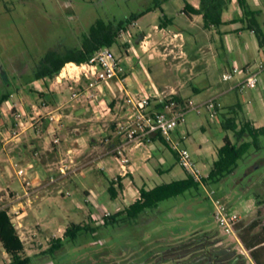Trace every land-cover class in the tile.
Here are the masks:
<instances>
[{
	"label": "crops",
	"instance_id": "0c3cea01",
	"mask_svg": "<svg viewBox=\"0 0 264 264\" xmlns=\"http://www.w3.org/2000/svg\"><path fill=\"white\" fill-rule=\"evenodd\" d=\"M187 1L195 8L199 7L200 0ZM247 2L250 8L256 12L252 17L254 18L253 23L250 22L251 17L243 16V11L237 0H230L223 8L221 12L223 24L220 27L205 29L203 16L201 14L187 15L183 12L184 4L180 9L183 16L181 25L175 23L174 18L167 14H165L166 18L172 19V22L167 21L168 24L163 27L160 25L161 16L157 17V22H153L151 25L147 23L145 26L149 27L148 30L145 31L142 27L139 29L141 38L138 45L136 47L131 45L126 49L125 55L120 57L126 67L123 73L126 78L123 82L118 83L122 89L115 79L104 83L98 91L99 100L91 102L87 99L86 103L73 100L70 90L65 87L53 86V81L49 77L30 81L28 84L35 85L39 92L26 95L30 100L25 98V102H22L24 116L27 114L30 116L34 112L35 114L29 117V119H34L46 111L51 114L54 120L49 121V127L44 134L40 133L39 129H35L39 127L36 124L37 121L31 123L32 126L36 124L34 128L31 125L26 126L25 134H22L23 130L20 129V133L26 139L29 137L32 139L28 149L32 146L35 149L38 147L36 152L31 154L28 151L9 155L8 163L1 166L3 174L6 175L7 169L14 163L19 168L25 169V175H19L17 169V181L14 183V180L10 179L5 185L16 194L13 200H9L0 207L7 206L6 209L16 228L23 227L24 230V228H28L27 224L33 225L35 222L41 225L45 224L44 231H49L50 228L57 225V228H52V230L56 231L57 229L59 232L65 231L69 223L87 222L89 218L95 220V217L100 216L105 208H113L115 210L112 213L117 212L122 208V205L131 204L139 196L140 187L152 188L148 182L153 175V169L158 173L169 172L173 180L186 177L187 171L179 164L176 153L163 137L156 136L150 141L145 140L143 144L137 145L133 140H126L124 134L119 130L111 136L112 134L107 128L108 119L116 121L111 123L115 127H119L123 123L119 119L116 120L120 110L114 112L112 104L118 103L119 98H123L126 91L156 95L174 94L181 100L198 102L197 105L186 111L174 139L179 140L181 145L192 151L196 161L195 166L203 176L208 175L213 162L217 159V149L223 144L224 136L235 141L234 133L223 128L224 119L235 117L237 123L249 121L255 127L264 126V70H259L264 45H260L254 31V28H257L264 34V0H247ZM140 19L134 23L137 24ZM193 27H199V34L191 35L189 33L188 35L187 32ZM166 35V40H162ZM192 42L197 46L195 55H190ZM155 61H165L166 65L171 61L176 71H180L184 75L181 76V80L175 82L168 78L166 81L160 82L153 75ZM212 64L216 65L221 76L233 65L241 68L242 72H236L230 80L222 78L227 83L218 88L213 87V83L208 81H200L190 87L189 82L203 71H208ZM258 72L260 77L256 88H249L243 84L249 75ZM79 75L76 74V81H80L81 76ZM83 79L88 81L86 77ZM76 84L78 83L76 82ZM187 89H190L191 94H182ZM204 91L208 92L207 96L201 98L200 95ZM38 95L46 101H51L52 104L42 106L33 103ZM209 100L214 101L217 105V114L214 117L210 116L209 110L203 106L204 102ZM152 104L155 108L159 107L157 102ZM65 107H68L69 111H64L67 109ZM3 117L0 118V139L4 140V144L20 140L21 134L12 135L10 127L5 126V123L17 125L14 114L7 113ZM81 122H85L89 129L79 133L77 129ZM24 124L25 120H23ZM46 132L51 135H45ZM52 133L58 134L61 139L60 144L52 142ZM183 133H186V137L181 139L180 135L182 136ZM37 137L44 138L41 149H39L40 143H33L34 139H38ZM118 147L124 148V152L130 159L127 164L129 172L124 176H120ZM52 151L54 155L50 156H54L53 158H44L45 154ZM110 151L114 153L110 154ZM168 153L172 154L174 162L169 161ZM241 163L242 161L239 165ZM73 171L74 173L70 174ZM236 173L235 170L228 176L229 178L225 179L228 181V187L226 191L223 189V194L241 211L242 218L239 224L246 226L254 220L260 222L254 229V233L258 232L264 240V230H262L264 216L261 215L259 208L261 202L258 198L260 190L257 193L250 190L251 184H248L247 178L252 175L251 170L242 176H235ZM54 175H56V179L61 178L57 194H46L41 197L36 194V198L33 197L36 190L39 191L42 186H45L48 177ZM116 175L121 177L123 188L118 190L116 198L110 199L107 194L108 188ZM233 176L235 178L230 179ZM78 181H81L82 187L77 184ZM64 186L69 190L65 192ZM262 192L264 191L261 190ZM59 195L72 197L77 204V209L81 211L83 219L75 221L69 216L67 219L65 217L56 219L55 217L51 223L49 220L51 213L41 204L45 199L57 198ZM129 199L131 201L127 203ZM246 215H250L249 220H244L243 216ZM51 224L52 226H50ZM53 235L54 238L62 237V234ZM19 236L24 243L21 235ZM253 249L256 250L259 262L264 264V241L255 245ZM247 250L250 254V250ZM250 257L252 263L257 264L251 254Z\"/></svg>",
	"mask_w": 264,
	"mask_h": 264
},
{
	"label": "rangeland",
	"instance_id": "374dc122",
	"mask_svg": "<svg viewBox=\"0 0 264 264\" xmlns=\"http://www.w3.org/2000/svg\"><path fill=\"white\" fill-rule=\"evenodd\" d=\"M154 4L155 0H0V96L11 90L10 100L0 103V107H5L7 113L10 114L18 109L22 113V119L25 120V124L21 128L14 124L5 123L6 127H10L12 135L15 133L20 135L21 130H23L22 134H25L26 126L29 127L34 121H37L36 124L39 126L35 129H39L40 133L44 134L49 127V121L54 120L51 114L46 111H43L44 113H41L39 117L29 119L35 113L24 116L25 113L21 107L22 102H25L26 99L30 100L26 96L28 93L38 91L35 85H29L26 80L49 50H55L60 56H64L73 49L81 48L85 36L96 20L101 19L116 24L132 14L154 7ZM183 4V0H166L161 5L163 12L160 7L154 8L142 19L140 17L137 24L132 22L126 30H121L118 43L111 47L117 57L120 59L124 56L126 49L131 45L136 47L141 38V30L139 29L142 27L145 31L148 30L149 27L145 25L157 22L158 16L162 17L163 14H167L174 18L175 23L181 25L183 16L180 9ZM198 32L199 27H193L187 34L195 35L196 33L199 34ZM200 33L202 34V32ZM166 38L167 35L162 40H166ZM191 49L190 55H195L197 46L194 42H192ZM131 52L134 55L132 50ZM154 63L153 75L160 82L166 81L167 78L175 82L181 80V76L184 75L180 71H176L171 61L167 65L165 61H155ZM67 64H69V68L66 67ZM76 64L79 63L69 61L64 65L68 71H66V77H60V81H57L56 76L60 74L63 68L58 74L50 78L53 81V86L65 87L70 90L73 100V93H78V102L86 103V100L90 97L94 98L95 94L97 97L95 101L99 100L100 94L95 86L91 87V92L95 94H91L89 97L85 95L91 79L80 73L81 68L76 67ZM76 74H80V81H76ZM84 77L88 81H85ZM200 81L211 82L215 88L227 83L222 80L221 72L215 64H212L208 71H203L189 82V86L191 87ZM207 93L204 91L200 97H206ZM182 94H191L190 89L184 90ZM124 98L125 94L123 98H119L118 103L112 104L114 112L120 110V113H116V120L119 119L122 122L126 120ZM33 103L42 106L52 104L51 101H46L39 95ZM10 106H12L11 111L9 110ZM65 108L67 109L64 111H69L68 107ZM1 117L3 115H0ZM107 122L108 131L113 136L115 131L118 132L119 127L111 124L116 121L108 119ZM36 124L31 125L32 128ZM85 124V122H81L77 129L79 133L89 129V126ZM22 134L20 140L5 144L4 140L0 139V207L9 200H13L15 191L9 190L5 185L10 179H13L14 183L17 181L16 170L19 169L18 165L14 163L9 166L6 175L3 174L1 166L8 163L7 158L12 154L28 151L34 154L38 148L35 149L32 146L28 149L32 139L30 137L26 139ZM45 135L50 136L51 134L46 132ZM37 138L33 140V143H40L39 149H41L44 138ZM56 138H59L58 134L52 133V142L60 144L61 139L55 141ZM262 144L264 146V137H262ZM110 152V154L114 153L113 151ZM168 154L169 161L174 162L172 154ZM50 155H54L53 151L45 154L44 158L54 157ZM250 170L252 175L247 178L248 184H251L250 190L254 193L260 190L258 193L261 202L259 208L261 215L264 216V192L261 193V190L264 191V147L259 151L251 148L236 169L235 176H242ZM72 173L74 171L70 174ZM235 176L230 177V179L235 178ZM60 179H56V175L49 176L45 181V186H42L39 191L36 190L33 197L36 198V194L39 197L46 194H57L58 188H60ZM172 180L169 172L158 173L153 169V175L148 184L154 187ZM227 182L222 180L220 183L209 185L208 190L202 187L199 190L191 189L183 195L164 200L155 209L142 214L133 224L120 222L103 226L101 225L103 223L98 224L96 220L89 218L87 222L81 223L100 227L93 233H83L73 243H67L55 258L42 255L41 252L54 238L53 234H62L63 236L64 231L52 230V228H57V225L50 228L49 231H44L45 224L41 225L34 222L33 225L27 224L28 228H24V230L23 227L17 230L24 240L26 254L33 256L31 264H253L238 231L236 234H225L213 217L214 205L209 196V191L212 188L226 191ZM77 184L82 187L81 181H78ZM72 187L74 188V186ZM64 190L66 192L69 189L65 187ZM107 194L109 195V192ZM129 201L131 199L127 200V203ZM41 206L51 213L49 218L51 223L55 217L56 219L60 217L67 219L69 216L75 221L83 219V215L77 209V204L72 197L59 195L57 198H48L42 202ZM125 206L128 205L121 207ZM108 210L112 214L115 209L109 208ZM98 217L99 215L96 216V218ZM243 218L249 220L250 215L243 216ZM57 223L60 224V222ZM9 261V255L0 243V264H8Z\"/></svg>",
	"mask_w": 264,
	"mask_h": 264
},
{
	"label": "trees",
	"instance_id": "16d2710c",
	"mask_svg": "<svg viewBox=\"0 0 264 264\" xmlns=\"http://www.w3.org/2000/svg\"><path fill=\"white\" fill-rule=\"evenodd\" d=\"M165 1L166 0H155L154 7H149L141 12L132 14L130 17L121 20L116 24L105 22L101 19L96 20L91 25L88 34L85 36L81 48L73 49L70 53L64 56H60L55 50H49L37 63L35 70L30 76H28L26 82L29 83L34 79L43 77L52 78L61 71L67 62H85L99 48L104 46H114L118 43V37L121 30H126L129 24L152 11L154 8L160 7L163 12L161 5ZM183 1V12L187 15L201 14L203 16V27L205 29H211L213 27H220L223 24L221 12L230 0H200L198 8H195L187 0ZM237 1L243 11V16L245 18L251 17L250 22L253 23L254 18L252 17L256 12L250 8L247 0ZM167 21L170 23L172 22V19H167L165 14H163L160 18V25L163 27L168 24ZM254 31L260 45H264V34L257 28H254ZM10 95L11 90L3 93L0 96V103L7 101ZM177 98L180 99L179 97ZM236 121L235 117H229L222 122V126L225 130H230L234 133L235 141L224 136L223 144L217 149V159L213 162L208 175L201 178V181L206 185L220 183L234 173L243 157L251 148L259 151L264 147L262 144L264 126L255 127L249 121H242L241 123H237ZM202 182L195 180L194 177L187 172L186 177L182 179L158 184L152 188L142 186L139 188V196L131 204L123 207L117 212L105 216L104 222L101 225L109 226L120 222L133 224L142 214L158 207L160 202L172 197L183 195L191 189H201ZM122 188L123 184L120 176L117 177V181L112 180L108 188L111 199L116 198L118 190ZM259 223L258 220H254L246 226L239 224V222L236 225V230L239 233L241 241L245 247L250 250V254L257 264L261 263L259 262L256 250L253 249V247L264 241L258 232L254 233V229ZM99 227L100 226L93 227L89 223H69L63 236L52 238L47 248L43 250L41 254L55 258L57 253L65 247L67 243H73L83 233H93ZM262 230H264V225ZM0 243L4 251L9 255L10 261L8 264L32 263L33 256L26 254L25 245L6 208H0Z\"/></svg>",
	"mask_w": 264,
	"mask_h": 264
},
{
	"label": "built area",
	"instance_id": "2783aa9c",
	"mask_svg": "<svg viewBox=\"0 0 264 264\" xmlns=\"http://www.w3.org/2000/svg\"><path fill=\"white\" fill-rule=\"evenodd\" d=\"M78 67L81 68V72L87 78L91 79L89 87L85 91V95L88 97L91 94V87L95 86L97 90H100V86L111 80H116V83L123 82L126 76L123 74L126 67L117 57L111 47L104 46L96 50L85 62L79 63ZM65 67H63V70ZM259 70H264V47L262 48ZM236 72H242V69L237 65H233L230 69L226 70L222 74L224 80H230L234 77ZM66 77L62 75V71L56 76L57 81H60V77ZM259 72L249 75L244 85L249 88H256L259 82ZM119 85V84H118ZM122 89V87L119 85ZM90 91V92H89ZM78 93H73V97L77 100ZM96 94L90 97L91 102L95 101ZM125 117L126 120L119 125V132L122 133L124 130V138L126 140H133L137 145L143 144L144 141H150L156 136L163 137L167 143L171 146L172 150L176 153L179 164L190 173L195 180L201 181L203 177L200 174L199 169L195 166V157L192 151L188 147L181 145L179 140L174 139V135L188 108L198 104L195 100L184 101L178 99L176 95H161V94H150L139 91H126L125 93ZM157 102L158 108H155L152 104ZM203 106L209 110L210 116L214 117L217 114V105L214 101L209 100L204 102ZM10 111L12 106H10ZM17 119V125L23 126L22 113L17 109L13 112ZM0 115L6 116L7 111L5 107H0ZM17 134V133H15ZM186 133L180 135V138L184 139ZM56 138L55 141H58ZM117 154L120 160L121 173L120 176L127 175L129 170L127 164L129 157L124 152V148L118 147ZM19 175H25V169H18ZM117 181V177L113 179ZM202 188L208 190L209 185L201 183ZM209 196L213 201L214 210L213 217L217 225L224 231L225 234H236V225L240 222L242 213L237 209L223 194V191L212 188L209 191ZM111 212L108 209H103V213L96 218V223H103L104 217L110 215Z\"/></svg>",
	"mask_w": 264,
	"mask_h": 264
},
{
	"label": "bare ground",
	"instance_id": "6f19581e",
	"mask_svg": "<svg viewBox=\"0 0 264 264\" xmlns=\"http://www.w3.org/2000/svg\"><path fill=\"white\" fill-rule=\"evenodd\" d=\"M68 65L69 64H67V66L66 67H68ZM76 67H78V65L76 64L75 65ZM65 67V69L64 70H62V75H66V71H68V69ZM69 68V67H68Z\"/></svg>",
	"mask_w": 264,
	"mask_h": 264
}]
</instances>
